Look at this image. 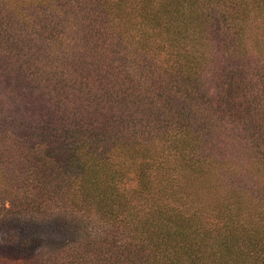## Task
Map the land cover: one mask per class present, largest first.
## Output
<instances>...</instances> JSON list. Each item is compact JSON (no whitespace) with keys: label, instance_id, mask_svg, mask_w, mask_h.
<instances>
[{"label":"trees","instance_id":"obj_1","mask_svg":"<svg viewBox=\"0 0 264 264\" xmlns=\"http://www.w3.org/2000/svg\"><path fill=\"white\" fill-rule=\"evenodd\" d=\"M52 204L49 264H264V0H0V214Z\"/></svg>","mask_w":264,"mask_h":264},{"label":"rangeland","instance_id":"obj_2","mask_svg":"<svg viewBox=\"0 0 264 264\" xmlns=\"http://www.w3.org/2000/svg\"><path fill=\"white\" fill-rule=\"evenodd\" d=\"M57 207L41 215L1 213L0 259L21 257L26 264H49L55 251L82 240L86 231Z\"/></svg>","mask_w":264,"mask_h":264}]
</instances>
